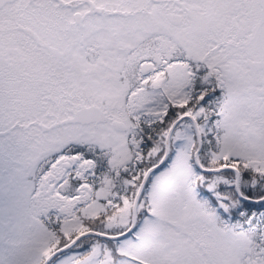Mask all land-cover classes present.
Returning a JSON list of instances; mask_svg holds the SVG:
<instances>
[{
  "label": "snow or ice",
  "instance_id": "obj_1",
  "mask_svg": "<svg viewBox=\"0 0 264 264\" xmlns=\"http://www.w3.org/2000/svg\"><path fill=\"white\" fill-rule=\"evenodd\" d=\"M0 264H264V0H0Z\"/></svg>",
  "mask_w": 264,
  "mask_h": 264
}]
</instances>
